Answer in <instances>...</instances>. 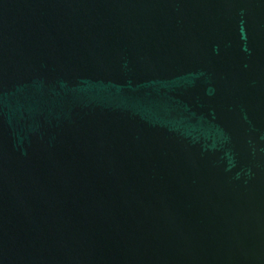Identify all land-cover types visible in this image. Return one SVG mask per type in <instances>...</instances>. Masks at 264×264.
Masks as SVG:
<instances>
[{
	"label": "water",
	"instance_id": "water-1",
	"mask_svg": "<svg viewBox=\"0 0 264 264\" xmlns=\"http://www.w3.org/2000/svg\"><path fill=\"white\" fill-rule=\"evenodd\" d=\"M0 264H264V0H0Z\"/></svg>",
	"mask_w": 264,
	"mask_h": 264
}]
</instances>
